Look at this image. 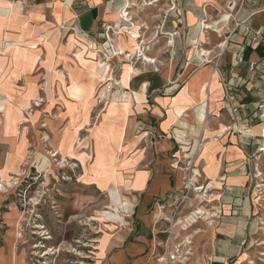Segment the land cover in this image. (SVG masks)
<instances>
[{
    "label": "rangeland",
    "instance_id": "374dc122",
    "mask_svg": "<svg viewBox=\"0 0 264 264\" xmlns=\"http://www.w3.org/2000/svg\"><path fill=\"white\" fill-rule=\"evenodd\" d=\"M227 4L207 7L208 15H212H207L209 20L203 23L207 28L199 24L197 32L189 36L182 33L166 38L171 51H161L159 57L180 58L183 62L200 55L204 60L214 50L212 56L218 54L221 49L216 45L228 40L233 27L231 18L222 33L215 30L220 11H227ZM154 12H160L158 7ZM140 15L145 20L144 14ZM70 33L74 34L61 40L45 35L39 41L35 64L33 60L29 63L31 69H19L32 55L27 46L25 57L16 60V43H25L19 40L11 47V42L0 40V244L5 245L8 236V264H104L100 256L118 242L110 236L135 225L132 185L126 179L129 176L125 178L118 168L129 161L125 157L128 145L124 144L128 116L133 105H138L135 95L140 72L151 62L137 60L138 50L105 57L89 49L88 38L82 39L72 29ZM142 38L147 43L145 31ZM67 43L69 51L64 49ZM82 48L83 52L79 50ZM204 49L210 53L203 54ZM140 54L145 59L148 53ZM225 58L224 53L220 61ZM209 66L196 71L187 86L197 83L195 75ZM196 67L180 70L189 75ZM126 69H134L132 76L138 73V78L129 81ZM19 71L21 77L15 82ZM217 78L212 68V82ZM89 86L93 88L91 94ZM143 86L139 88L144 92ZM194 99L201 104L198 97ZM182 118L178 123L199 124ZM215 121L208 113V124ZM182 135L176 134L179 138ZM258 156L262 173L252 181L248 225L253 250L245 264H264V151L256 152ZM181 160L184 165L189 159ZM122 183L125 186H120ZM213 191L209 190L205 202L190 194L174 218L175 198L171 203L160 201L164 214L154 229L155 247L149 264H209L215 227L209 219L216 214L210 202ZM197 208L204 212L196 222L176 224L179 215Z\"/></svg>",
    "mask_w": 264,
    "mask_h": 264
},
{
    "label": "crops",
    "instance_id": "0c3cea01",
    "mask_svg": "<svg viewBox=\"0 0 264 264\" xmlns=\"http://www.w3.org/2000/svg\"><path fill=\"white\" fill-rule=\"evenodd\" d=\"M229 1L231 0H178L176 8L170 11L164 0L143 11L133 7L131 15L138 24L145 23L147 26L146 30L136 27L141 32L140 38L135 39L138 45H130L134 50L125 48L124 42L130 43L133 38L124 33L116 38L120 54L122 51L132 52L142 47L140 39L145 31L148 41L146 43L143 40L146 47L144 52L153 56L145 55L146 59H151V64L140 72L138 93L135 95L138 105H133L128 116L124 144L128 145L129 151L125 157L129 161L118 168L125 178L129 176L126 179L132 185L130 198L134 204L132 219H135V225L131 224L129 230L110 236L109 239L118 242L102 253L99 258L101 263L149 264L152 261L156 235L154 229L164 214L159 206L160 201L166 204L174 200L182 183V157L193 159L202 179L211 180L209 190L214 189L210 202L216 209V214H211L209 219V222H215L214 236L209 247V264H245L253 250V243L250 241L252 231H249L248 226L251 222V186L254 180L253 164L257 162V146L264 139V123L250 122L249 119L250 110L255 108L259 97L260 80L258 77L250 79L247 63L237 64L236 57L241 53L247 60L264 63V45L252 47L246 43L245 36L229 32L228 40L224 39L216 45L220 47L221 55L212 56L215 51L213 49L211 58L208 56L210 61L207 62L201 60L199 53L200 58L192 57L183 62L180 58L162 59L158 55L161 51H171L166 38L176 34L184 33L189 36L191 32L196 33L199 24L203 25L209 20L206 18L209 14L207 7ZM124 6L125 0H0V40L11 42L8 43L11 47L19 40L25 43L32 55L27 60L28 65L19 69H26L30 67L31 60L35 64L39 41L47 34L54 36V40L57 37L61 40V37L74 34L70 33L72 29L77 35L85 32L102 42L104 39L101 32L106 24H127L121 19ZM157 7L160 12L155 13ZM236 10L238 17L250 16L247 23L251 28L263 27L264 31V0H238ZM140 12L144 14L145 20ZM220 20L221 18L216 22L217 25H220ZM222 31L224 28L217 32ZM165 41L167 44H164ZM34 42L37 47L31 48L29 44ZM193 42L197 43V40L193 39ZM64 49L69 51L68 43ZM224 53L226 60L220 61ZM22 58L16 57V60L21 61ZM198 62H203V65ZM160 63L164 64L163 67H159ZM207 64L213 67L219 79L207 83L202 96L192 94L193 85H199L200 80L196 78L197 83L187 85L193 74ZM190 65L197 67L189 75L186 70H180ZM223 65L224 71L221 69ZM155 68L159 71L154 70ZM21 74L19 71V75L14 78L15 82L20 79ZM138 76L135 73L129 77V81ZM230 81L233 82L231 102L241 109L239 114L242 119L238 123L234 121L233 111L227 100L226 83ZM140 84L144 85V92L140 90ZM196 97L201 100V104L195 103ZM208 113L217 120L213 124L207 122ZM180 117L190 122L199 121V124H180ZM224 117L225 120L221 121ZM181 133V138L176 136ZM186 140L188 144L183 143ZM201 141L202 147L197 150ZM177 145L180 149H177ZM120 186L125 185L122 183ZM212 217L215 218L211 219ZM9 248L7 236L5 245L0 246V264L11 262V258H7Z\"/></svg>",
    "mask_w": 264,
    "mask_h": 264
},
{
    "label": "built area",
    "instance_id": "2783aa9c",
    "mask_svg": "<svg viewBox=\"0 0 264 264\" xmlns=\"http://www.w3.org/2000/svg\"><path fill=\"white\" fill-rule=\"evenodd\" d=\"M161 0H125V6L121 10V19L126 21L127 24L121 25L120 23H113V24H106L103 27V30L101 32V36L103 37L102 42H98L94 36L91 34H87L85 32H79V35L91 39L89 40L91 42V45L94 50H96L97 53L101 52L102 54L106 56H113V55H121L120 52L118 51V46L116 44V38L120 34H127L129 37L132 38H140V30H136V27H139L140 29L146 30V25L145 23L143 24H138L137 20L131 15V9L133 7L139 8L141 11H143L146 7L154 5L157 6V3ZM178 0H164V4H167V10H174L176 8V2ZM245 0H241L243 2ZM231 4L234 9H233V15H232V30L231 33H236L238 32L242 36H245L246 38V43L252 47L258 45V44H263L264 45V31L263 27H260L258 29H253L251 26L247 23V19L250 16H246L244 18L238 17V10H236L238 6V0H231L228 2ZM230 36V35H229ZM95 45V46H94ZM99 45V48L97 47ZM140 46L142 51H140V47L138 48V58L140 60H144L146 62H150L149 60H145L144 57L140 58L142 55L140 54L141 52H144L146 47L143 44V39H140ZM107 51H109V54H107ZM99 53V54H101ZM125 55V54H123ZM221 55V52L218 53V56ZM126 56V55H125ZM205 59L203 62L210 61L209 58L204 57ZM212 61V60H211ZM236 63L237 64H244L247 63L248 70L250 72V79H255L259 78L260 80V90L258 92V100L256 103V106L254 109L250 110L249 113V119L250 122H261L264 123V63H261L259 60H247L244 56V54L239 53L236 57ZM153 62V61H152ZM218 61L216 62V67H217ZM233 86V82H227L226 83V89H227V100L230 102V108L233 111V118L235 122H239L242 117L240 116V106L232 103L231 102V88ZM264 144V139L260 140L258 146H257V152H262L264 149H261ZM202 147V141L200 144L197 146V150L201 149ZM197 153V152H196ZM195 155V154H194ZM259 158L256 157L255 159ZM253 170L255 171L254 176L257 177L261 175V171H259L258 168V163L255 162L253 164ZM181 171H182V183L180 188L177 190L176 195H175V208L173 209L174 216L178 213V210L180 207L190 198V194H194L196 198H199L200 201H202V197L205 196L206 194L210 195L207 190H208V185L211 182V180H205L202 179V175L199 172V170L196 167L195 162L193 159H189L187 163L181 166ZM208 197V196H207ZM207 201V200H206ZM205 202V201H204ZM192 210L190 213L182 216L177 217V222L176 224H182L183 226H189L193 222V214L194 211ZM193 213V214H192ZM190 215V216H188ZM192 221V222H191Z\"/></svg>",
    "mask_w": 264,
    "mask_h": 264
},
{
    "label": "bare ground",
    "instance_id": "6f19581e",
    "mask_svg": "<svg viewBox=\"0 0 264 264\" xmlns=\"http://www.w3.org/2000/svg\"><path fill=\"white\" fill-rule=\"evenodd\" d=\"M227 11H224V12H222V11H220V18H221V20H220V27H215V30H217V31H221L223 28H225V26L226 25H228V24H230V21H231V18H232V15H233V9H234V7L231 5V4H227ZM204 25V27L205 28H207L206 27V24H203ZM222 25V26H221ZM84 37H82V39H83ZM132 38V37H131ZM81 39V38H80ZM136 38H133V39H131L130 40V43L129 42H124V47L126 48V47H129V48H131V50H134L133 49V47L131 46L130 47V45H138V43H137V41L135 40ZM84 40H85V38H84ZM85 41H87V42H89V44H90V46H89V49H91L92 51H94V52H96V50H94L93 49V47H92V45H91V42L90 41H88V40H85ZM28 44V43H27ZM34 45H30V47L31 48H34V47H37V44H35V42L33 43ZM16 45H17V54H16V57L17 58H22V57H24V55H25V51H26V46L25 45H22V46H20V44L19 43H16ZM9 47V46H8ZM14 50V49H13ZM81 52H83L84 50H83V48L82 49H79ZM140 50H141V47H140ZM203 51V50H202ZM80 52V53H81ZM123 52V51H122ZM121 52V53H122ZM201 53V52H200ZM210 53V51H206L205 49H204V51H203V54H209ZM78 54V53H77ZM76 54V55H77ZM146 57V56H145ZM147 58V57H146ZM145 58V59H146ZM18 60V59H17ZM146 60H151V59H146ZM93 68H94V66H93ZM131 68V66H128V70ZM212 66L210 65L209 67H207L206 68V70H205V72H201V71H199L197 74H196V78L197 79H199L200 80V84L198 85V84H196V85H193V88H192V94H197V95H199V96H202V93H203V90H204V88H205V85L207 84V83H209V82H211V80H212ZM127 69H126V73H127V75L129 76V77H131L132 76V71L134 70H132V71H128ZM74 87H75V89H80V86H77V85H75L74 84ZM85 88V87H84ZM92 87L91 86H89L88 87V90H89V92H88V94H91V92H92ZM82 90H83V87H82ZM83 92H85V91H83ZM79 95V94H78ZM86 96H88V95H86ZM83 97V96H82ZM130 102H131V99H130ZM23 110V109H22ZM204 113H205V111H204ZM204 116V119H206L205 118V114L203 115ZM203 122H205V121H203ZM263 147L261 148V149H264V144L262 145ZM260 157V156H259ZM261 174V173H260ZM211 183V182H210ZM210 183H209V185H210ZM209 185H208V190H207V192L209 191ZM212 186V185H211ZM128 187H130V185H128ZM207 196V194L205 195V196H203L202 197V201L201 202H203L204 200H206V197ZM201 212H204V211H202L201 209H198L197 208V210L196 211H194V214H193V222H196L197 221V219H198V215L199 214H201ZM188 216H190V215H188Z\"/></svg>",
    "mask_w": 264,
    "mask_h": 264
},
{
    "label": "trees",
    "instance_id": "16d2710c",
    "mask_svg": "<svg viewBox=\"0 0 264 264\" xmlns=\"http://www.w3.org/2000/svg\"><path fill=\"white\" fill-rule=\"evenodd\" d=\"M3 245V244H0V246Z\"/></svg>",
    "mask_w": 264,
    "mask_h": 264
}]
</instances>
